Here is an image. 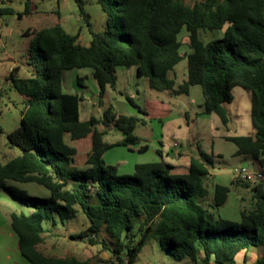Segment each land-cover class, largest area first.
I'll return each instance as SVG.
<instances>
[{
    "label": "trees",
    "instance_id": "16d2710c",
    "mask_svg": "<svg viewBox=\"0 0 264 264\" xmlns=\"http://www.w3.org/2000/svg\"><path fill=\"white\" fill-rule=\"evenodd\" d=\"M75 2L90 27V43L81 42L80 32L67 31L60 12L54 10L56 24L26 31L34 36L28 60L32 76L17 77L19 66L11 74L26 107L20 126L8 133L10 146L19 147L21 154L0 162V189L32 208L29 213L11 214L22 255L30 264H95L92 259L41 248L48 234L44 220L75 217L80 206L89 225L70 237L110 251L113 258L107 264H136L153 236L176 259L187 258L193 264H245L238 257L252 247L261 249L253 264H264V179L253 183L234 178V184L250 187L253 196L249 206L241 207L240 220L232 221L209 212L201 203L207 196L204 177L214 165L213 154L200 150L199 156L190 158L187 172L152 161L137 163L132 174H119L115 165L105 164L103 155L114 145L137 143L140 138L134 130L144 120L114 112L112 106L100 117L92 114L83 120L80 101L84 96L63 89L66 70L90 67L103 106L107 87L116 88L117 68L135 66L137 75L159 91L188 93L191 85L200 84L205 113H216L228 124L226 104L233 100L231 88L239 84L251 91L256 132L226 139L236 144V155L251 156L255 168L264 172V0H99L107 14L102 31L92 29L85 1ZM6 11L1 7V13ZM31 12L32 0H27L18 16ZM184 28L189 52L181 50L179 34ZM200 29L224 32L204 42ZM184 57L188 58V78L178 84L169 72ZM111 128L123 132L121 141L104 140ZM67 134L71 139L92 134L87 167L73 165L77 149L67 143ZM8 179L35 181L46 186L50 195L16 190L7 185ZM229 192V186L216 184L209 206L225 204Z\"/></svg>",
    "mask_w": 264,
    "mask_h": 264
},
{
    "label": "rangeland",
    "instance_id": "374dc122",
    "mask_svg": "<svg viewBox=\"0 0 264 264\" xmlns=\"http://www.w3.org/2000/svg\"><path fill=\"white\" fill-rule=\"evenodd\" d=\"M73 1L74 0H69ZM84 9L90 14L92 29L102 31L107 27V14L99 0H84ZM189 1V0H187ZM25 1L0 0L1 7H11L15 14H3L4 19L0 23V162L5 163L11 158L21 154L17 146H10L8 133L21 124L22 112L26 107V98L17 88L12 78V70L19 66L17 77L27 78L32 76L33 69L28 63L30 43L33 35L26 33L29 27L47 28L57 22V15L53 12L61 6L63 14L69 18V24L63 23L67 31L76 34L80 32L83 44H89L92 38L90 27L78 6L73 9L65 0H39L32 2L34 12L24 14ZM1 16V15H0ZM222 30L200 29L199 37L204 42L220 38ZM183 42L182 52H188V32L184 28L179 34ZM127 69V70H126ZM90 67L69 69L66 74L73 82L71 92H78L84 96L80 101L81 118L87 119L91 113L100 117L104 110L112 106L113 111L128 115H138L143 121L137 123L134 134L140 140L130 145H114L103 155L105 164L115 165L119 174H132L129 165L140 161L158 160L177 165L174 169L178 172L186 171L183 164H187L189 156H199L200 150L214 154V165L210 168L214 173H222L211 178L204 177L207 187V196L201 203L209 212L216 216H227L236 221L234 213L239 212L237 194L240 195V208L249 206L252 201L253 190L241 183H235L231 191L230 202L222 209L209 206L213 202L215 184L222 182L231 183L232 170L244 164L246 155H236L237 146L227 140L226 136L248 135L254 127L251 120L252 95L251 91L239 84L231 88L233 100L226 104L230 120L228 124L222 122L216 114H207L204 111V98L202 86L193 84L188 93L175 94L169 90L159 91L150 88L146 77H139L128 68L117 69L118 82L116 88L108 87L104 96V106L99 102V85L91 74ZM77 76H83L82 81H77ZM169 76L176 78L177 83H182L188 78V58L184 57L175 68L169 72ZM67 91L66 88H63ZM129 97L131 98L130 101ZM96 103L91 109L90 103ZM140 109L147 112H141ZM102 128V127H100ZM108 142H117L124 136L123 132L116 129L109 132ZM65 140L76 147L73 165L76 168H85L86 161L92 148V136L79 139H71L67 134ZM161 142V143H160ZM147 146L145 150H141ZM160 149V153L156 150ZM177 151L181 154L177 155ZM157 158V159H155ZM7 185L16 190H22L30 195L47 197L49 189L35 181L21 182L12 179L7 180ZM0 195L7 196L8 202L0 205V218H5L6 209L12 207L16 212H21L20 201L10 192L2 190ZM238 205V206H237ZM25 207V206H23ZM78 213L75 217L61 220L59 216L53 219H45L43 224L48 229L45 242L41 248L47 253L60 255L74 254L81 259H92L95 264H107L113 258L110 251L102 250L100 244H91L88 240H78L70 237L71 233L84 230L89 225V219L77 206ZM241 210V209H240ZM5 233V232H4ZM16 238H10L8 232L0 235L2 248L10 247L16 242ZM261 249L252 247L247 252H242L238 260L245 264H253L260 254ZM136 264H193L190 259L178 260L164 248L156 237H151L142 248Z\"/></svg>",
    "mask_w": 264,
    "mask_h": 264
},
{
    "label": "crops",
    "instance_id": "0c3cea01",
    "mask_svg": "<svg viewBox=\"0 0 264 264\" xmlns=\"http://www.w3.org/2000/svg\"><path fill=\"white\" fill-rule=\"evenodd\" d=\"M20 2H22V1H27V0H19ZM35 2V1H39V0H32V2ZM58 2H60V0H57ZM66 2H69L68 4L73 8V9H75L76 7L75 6H77V4H76V2H75V0H74V2L73 1H69V0H65ZM61 4H60V7H59V9H58V11L60 12V18H61V22L63 21L64 23H68L69 24V18H68V16L67 15H65V14H63V12L61 11ZM5 8H7V11L5 12L6 14H15L14 13V11L12 12V13H10V12H8V9H10L11 7H5ZM0 9H1V6H0ZM12 9V8H11ZM32 12H34L33 11V9H32ZM31 12V13H32ZM5 13H1L0 12V23H2V21H3V19H4V16H3V14H5ZM57 21H58V17H57ZM63 24V23H62ZM65 27V26H64ZM30 28H32V27H29L28 29H30ZM27 29V30H28ZM223 30H222V35H223ZM86 45H88V44H86ZM189 52V51H188ZM119 67H123V66H119ZM118 67V68H119ZM117 68V69H118ZM123 68H126V67H123ZM129 70H131V71H134L135 72V74L137 75V69H136V67L135 66H133V67H129L128 68ZM127 70V69H126ZM68 71L69 70H66L65 72H64V76H63V88H66L67 89V91H70L71 89H72V87H73V82H72V79L70 78V77H68V79H67V73H68ZM91 74H92V71H91ZM118 75V74H117ZM138 76V75H137ZM81 78H84L83 76H77V81L79 82V79H81ZM147 81H148V79H147ZM148 85H149V82H148ZM108 87H110V86H108ZM108 87H107V89H106V92H107V90H108ZM151 88V87H150ZM153 89V88H152ZM106 94V93H105ZM105 96V95H104ZM84 99V98H83ZM104 100V99H103ZM105 103V102H104ZM90 105H91V109L96 105V103H93V102H91L90 103ZM100 105V104H99ZM104 106V105H103ZM145 112H147V111H145ZM93 113H91V115H92ZM90 115V116H91ZM95 115V114H94ZM89 116V117H90ZM88 117V118H89ZM98 117V116H97ZM87 118V119H88ZM82 119V118H81ZM84 120H86V119H84ZM100 125L98 126V128L100 129ZM116 129L115 128H111L109 131H108V133L109 132H114ZM255 132H256V130H255V128L253 129V131L250 133V134H255ZM108 133H106L105 134V136H104V140L107 142V143H116V142H108V140H107V136H109V134ZM89 135H91L92 136V134H89ZM69 137H70V135H69ZM87 137V136H86ZM71 138V137H70ZM123 139V137H121L117 142H119V141H121ZM73 140V139H72ZM93 140V139H92ZM161 143V142H160ZM93 145V144H92ZM146 147L147 146H143V150H145L146 149ZM92 149V148H91ZM141 151V150H140ZM160 149H157L156 150V152L157 153H160ZM181 154V152L179 151V154L178 155H180ZM214 155V154H213ZM191 157H193L192 155L191 156H189V159H188V162H187V164H183L182 166L183 167H185L186 168V171H184V172H187L188 170H189V162H190V158ZM197 157V156H196ZM262 158H263V160H264V155L262 156ZM155 159H157V158H155ZM152 161H158V160H149V161H140V162H135V163H133V164H131V167H130V163L129 162H127V164L129 165V168H130V171H133L134 172V170H135V165L137 164V163H141V162H152ZM172 165V164H171ZM243 165H249V166H252V167H255L256 166V163H255V161H254V159L251 157V156H249V155H246V157H245V159H244V164ZM88 166V164H87V161H86V167ZM173 167H174V169H176L178 166L177 165H174L173 164ZM176 172H178V171H176ZM217 175H219V177L220 178H222L223 177V174L222 173H214V172H212L211 171V169H210V173L207 175V176H210L211 178H213V177H215V176H217ZM231 183L230 184H224V183H222V182H219V183H216V184H222V185H226V186H229L230 187V192H229V196H228V200H227V202L225 203V204H223L222 206H220L219 208L220 209H222L223 207H225L229 202H230V195H231V191H232V189L234 188V186H235V184H234V177H233V175H231ZM6 183H7V181H6ZM215 184V185H216ZM2 190H6V191H8L7 189H5V188H1L0 189V192H2ZM9 192V191H8ZM1 194V193H0ZM8 197L7 196H4V194L3 195H0V205H4L5 203H7L8 201V199H7ZM236 200H237V202H238V204H239V206H238V209H239V212L237 213V212H235L234 213V218L236 219V221H239L240 220V195L239 194H237V196H236ZM20 205H21V210L22 211H24V212H26V213H29V212H31L32 211V208L31 207H28V206H25V205H23V203L22 202H20L19 203ZM23 206H25V207H23ZM12 212H16L12 207H10L8 210L6 209V215H5V218H0V235L1 234H3V235H5V233H6V231L8 232V236L10 237V238H16V236H17V239H16V242L13 244V245H11L10 247H8V248H6V250H4V248H2V241L0 242V264H30V262L22 255V253H21V251H20V249H19V246H18V235L16 234V232L13 230V228H12V225H11V214H12ZM223 217H225V218H228L227 216H223ZM229 219V218H228ZM5 232V233H4ZM251 249V248H250ZM249 249V250H250ZM248 251V250H247ZM246 251V252H247Z\"/></svg>",
    "mask_w": 264,
    "mask_h": 264
},
{
    "label": "built area",
    "instance_id": "2783aa9c",
    "mask_svg": "<svg viewBox=\"0 0 264 264\" xmlns=\"http://www.w3.org/2000/svg\"><path fill=\"white\" fill-rule=\"evenodd\" d=\"M176 154L178 155L179 151H177ZM232 175L234 178H239L253 183L264 179L263 171L249 165H241L235 167L232 170Z\"/></svg>",
    "mask_w": 264,
    "mask_h": 264
}]
</instances>
